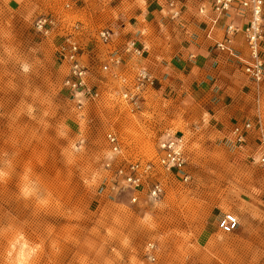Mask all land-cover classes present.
Here are the masks:
<instances>
[{"label":"rangeland","instance_id":"obj_1","mask_svg":"<svg viewBox=\"0 0 264 264\" xmlns=\"http://www.w3.org/2000/svg\"><path fill=\"white\" fill-rule=\"evenodd\" d=\"M119 2L0 0V264H264V170L254 162L261 140L249 142L252 131L243 153L229 135L232 125L264 124V81L260 102L246 87V116L216 129L160 92L133 113L111 96L80 111L65 88L60 50L75 24L93 81H107L95 33L109 20L99 9ZM44 16L56 22L47 36L34 26ZM110 131L121 141L117 158ZM167 136L184 139L190 179L162 172L160 200L132 203V191L114 182L116 168L154 161ZM225 213L240 220L234 234L218 228Z\"/></svg>","mask_w":264,"mask_h":264},{"label":"built area","instance_id":"obj_2","mask_svg":"<svg viewBox=\"0 0 264 264\" xmlns=\"http://www.w3.org/2000/svg\"><path fill=\"white\" fill-rule=\"evenodd\" d=\"M170 18L177 20L182 15V9L174 2L169 3ZM241 11L247 16L243 25L234 23L224 28L225 39L216 44V49L229 57L237 59L243 67L244 73L257 86L256 101L260 102V86L264 81V58L262 46L264 43V1L263 0H214L213 12L215 19L213 26L220 23L223 17L230 16L233 11ZM53 18L44 16L35 22V29L42 35H49L55 28ZM81 30L75 24L65 35L64 46L61 47V56L69 66L68 76L64 86L73 98L78 110L83 111L89 105L100 103L104 97H114L123 102L133 113L140 110L149 90L153 88L154 76L145 68L132 70L127 59L142 60L146 48L135 39H128L122 51L113 46L114 33L111 29H102L95 33L97 43L103 48V63L99 71L108 75L107 81L95 84L92 78L96 76L95 66L89 62V52L75 40V32ZM74 32V33H73ZM238 36L244 38L247 55L240 56L234 46V39ZM87 60V61H86ZM94 60V59H93ZM95 61V60H94ZM134 71V72H133ZM130 72H133L132 75ZM110 82L115 87L110 86ZM257 130L262 135L261 156L254 162L264 170V131L261 121L256 126L252 123L237 125L232 131V143L243 151L249 134ZM106 142L115 158L122 155L121 141L118 135L110 131L106 134ZM187 165L184 139L179 136H167L158 146L155 160L136 161L116 168L114 181L121 190H131V201L137 203L140 195L156 202L164 195V187L158 178L162 172L171 173L185 182L190 178L184 173ZM111 164L107 165L110 168ZM240 226L239 218L233 213H225L219 220L218 228L225 235L234 234ZM147 248L154 250L153 244ZM149 260L155 262L156 258L149 255Z\"/></svg>","mask_w":264,"mask_h":264},{"label":"crops","instance_id":"obj_3","mask_svg":"<svg viewBox=\"0 0 264 264\" xmlns=\"http://www.w3.org/2000/svg\"><path fill=\"white\" fill-rule=\"evenodd\" d=\"M118 1L116 8L99 9L109 18L103 29L113 31V46L119 51L123 50L128 39H135L146 48L142 60L129 58L127 64L132 70L145 68L154 76L155 82L149 94L160 92L163 99L172 104L175 101L195 108L201 118L200 123L212 129L220 125L227 128L232 118L246 116L240 98L246 87H250L256 103L257 86L244 74L242 64L237 59L216 49V44L225 39L224 28L230 23L245 24L246 15L239 10L233 11L213 26L214 0ZM170 2L182 9V15L177 20L170 18ZM126 4L131 6V10H125ZM118 18L122 24L116 27ZM234 46L240 56L247 55L242 36L234 39ZM133 72H130L131 75ZM260 121L262 123V119ZM237 125L229 127L231 137ZM256 133L249 142L254 137L258 141L262 139V135ZM258 147L260 154L254 159L261 156V146ZM246 151L247 144L243 153Z\"/></svg>","mask_w":264,"mask_h":264}]
</instances>
